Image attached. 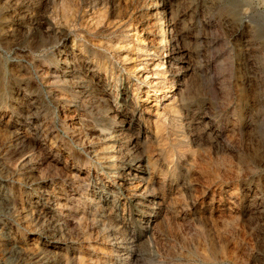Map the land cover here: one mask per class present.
<instances>
[{
	"label": "rangeland",
	"instance_id": "374dc122",
	"mask_svg": "<svg viewBox=\"0 0 264 264\" xmlns=\"http://www.w3.org/2000/svg\"><path fill=\"white\" fill-rule=\"evenodd\" d=\"M0 264H264V0H0Z\"/></svg>",
	"mask_w": 264,
	"mask_h": 264
},
{
	"label": "bare ground",
	"instance_id": "6f19581e",
	"mask_svg": "<svg viewBox=\"0 0 264 264\" xmlns=\"http://www.w3.org/2000/svg\"><path fill=\"white\" fill-rule=\"evenodd\" d=\"M162 29V28H161ZM162 38V37H161ZM168 38V37H167ZM168 42V41H167ZM141 43H143L142 41H141ZM165 43V42H164ZM166 44V43H165ZM167 49L165 50V56H167ZM163 57V56H162ZM161 62V61H160ZM163 61L160 63V65L159 66H161V67H163ZM126 98H127V90H126V88L124 87V88H122V90H121V99L123 100V101H126ZM130 169V168H129ZM126 173V172H125ZM128 174V173H127ZM124 175V174H123ZM126 175V174H125ZM145 175V174H144ZM130 175L128 174V175H126V176H123V179H122V182H123V185H127V184H131V185H133V184H135V186H137V184H141V185H144L143 183H144V181H143V177L142 176H135L134 177V180L132 179L131 180V178L129 177Z\"/></svg>",
	"mask_w": 264,
	"mask_h": 264
}]
</instances>
